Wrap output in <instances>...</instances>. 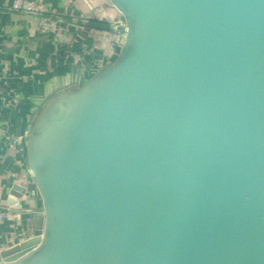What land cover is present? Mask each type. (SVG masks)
I'll use <instances>...</instances> for the list:
<instances>
[{
    "label": "water",
    "instance_id": "95a60500",
    "mask_svg": "<svg viewBox=\"0 0 264 264\" xmlns=\"http://www.w3.org/2000/svg\"><path fill=\"white\" fill-rule=\"evenodd\" d=\"M108 2L122 46L29 128L42 232L2 264H264V0Z\"/></svg>",
    "mask_w": 264,
    "mask_h": 264
},
{
    "label": "crops",
    "instance_id": "0c3cea01",
    "mask_svg": "<svg viewBox=\"0 0 264 264\" xmlns=\"http://www.w3.org/2000/svg\"><path fill=\"white\" fill-rule=\"evenodd\" d=\"M15 1L0 0V207L13 198L20 206L0 222V264L42 232L41 200L26 162L29 128L49 100L76 90L115 58L101 29L117 14L108 0H36L59 19L54 38Z\"/></svg>",
    "mask_w": 264,
    "mask_h": 264
},
{
    "label": "built area",
    "instance_id": "2783aa9c",
    "mask_svg": "<svg viewBox=\"0 0 264 264\" xmlns=\"http://www.w3.org/2000/svg\"><path fill=\"white\" fill-rule=\"evenodd\" d=\"M14 8L26 15L36 18L38 29L47 33L50 37H58V17L50 14L46 7L36 0H16ZM126 34V24L123 16L117 14L107 22V30L104 40L106 50L114 54L116 57L120 47L122 46ZM1 133V132H0ZM13 143L18 142V138L12 139ZM20 206L18 198H13L6 206L0 207V222L10 221L13 213Z\"/></svg>",
    "mask_w": 264,
    "mask_h": 264
}]
</instances>
